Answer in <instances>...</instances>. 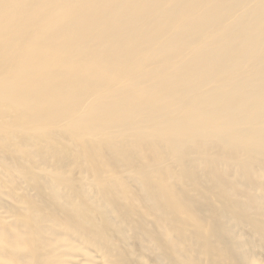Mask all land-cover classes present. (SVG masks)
I'll use <instances>...</instances> for the list:
<instances>
[{
	"label": "bare ground",
	"instance_id": "1",
	"mask_svg": "<svg viewBox=\"0 0 264 264\" xmlns=\"http://www.w3.org/2000/svg\"><path fill=\"white\" fill-rule=\"evenodd\" d=\"M82 244L264 264V0H0V264Z\"/></svg>",
	"mask_w": 264,
	"mask_h": 264
},
{
	"label": "rangeland",
	"instance_id": "2",
	"mask_svg": "<svg viewBox=\"0 0 264 264\" xmlns=\"http://www.w3.org/2000/svg\"><path fill=\"white\" fill-rule=\"evenodd\" d=\"M82 249L75 250L72 254L79 255L78 258L83 260L84 264H96L93 261L98 259L96 249L94 247H88L86 244H82L80 246ZM130 250L135 251V249L131 248Z\"/></svg>",
	"mask_w": 264,
	"mask_h": 264
}]
</instances>
